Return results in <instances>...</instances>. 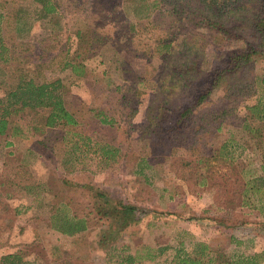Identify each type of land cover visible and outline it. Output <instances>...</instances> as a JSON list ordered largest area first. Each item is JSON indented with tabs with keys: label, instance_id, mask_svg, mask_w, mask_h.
<instances>
[{
	"label": "rangeland",
	"instance_id": "rangeland-1",
	"mask_svg": "<svg viewBox=\"0 0 264 264\" xmlns=\"http://www.w3.org/2000/svg\"><path fill=\"white\" fill-rule=\"evenodd\" d=\"M52 1L55 11L40 17L39 5L33 0H0V37L15 56L9 60L5 51L4 59L0 58V95L4 82H10L11 67L18 64L39 82L60 79L66 107L78 120L72 128L40 131L33 129L39 126L36 116L21 112L15 117L14 133L0 136V255L16 253L27 264H114L108 259L110 247L126 245V252L135 256L134 264H168L173 249L183 246L188 251L201 240L211 246L212 253L247 255L255 251L264 264V217L252 207H240L238 201L241 163L247 176L255 173V155L235 149L232 162L213 160L202 166L203 175H225L230 184L226 190L216 187L212 178L204 186L194 185L190 169L185 180L179 178L181 158L189 150L183 136L178 140L168 137L176 131V124L169 120L199 91V77L188 78L192 81L186 91L155 93L158 100L167 101L153 115L164 127L158 135L152 119L146 117L149 94L158 81L176 78L173 75L183 64L177 56L162 61L151 53L158 35L182 34L173 39V52H177L184 38L197 34L202 38L195 43L204 50L203 68L215 54L234 53L242 43L225 42L216 48L207 43L208 29L194 23L198 18L178 21L155 12L151 18L138 20L126 14L122 0ZM261 76L264 55L247 69L249 81L256 82ZM215 97L193 111L185 131L192 133L199 124L195 116L216 108ZM95 110L115 121L99 123ZM86 135L99 142L96 149L106 144L117 154L106 163L97 161L100 157L82 145ZM228 137L223 130L198 144L194 152L222 154ZM74 144L83 152L81 163ZM232 149L230 145L228 150ZM139 168L149 176L148 181ZM99 189L117 202L135 205L139 219L134 217L121 227L112 216L98 212ZM223 214L233 227L212 220ZM77 217L87 223L84 230L61 231L62 221L73 223Z\"/></svg>",
	"mask_w": 264,
	"mask_h": 264
},
{
	"label": "trees",
	"instance_id": "trees-1",
	"mask_svg": "<svg viewBox=\"0 0 264 264\" xmlns=\"http://www.w3.org/2000/svg\"><path fill=\"white\" fill-rule=\"evenodd\" d=\"M33 1L39 5L36 11L40 17H46L55 11L56 7L52 0ZM122 6L126 14L132 13L138 20L151 18L155 12L163 16L169 15L178 21L190 17L198 18L194 23L208 29L211 34L207 43L216 48L220 43L225 42L238 41L242 43L244 48L241 47L234 53L222 57L215 54L210 65L203 68L204 50L203 48L199 49L195 43L197 39L202 38L197 34L186 35L187 38H184V43L177 52H173V47L175 48L173 39L182 34L176 33L177 35H175L173 32H166L163 36L158 35L151 53H155L162 61L177 56L182 59L183 64L181 69L173 75L177 76L176 78L171 77L170 80L162 78L158 81L154 91L149 94L146 117L152 119L150 122L158 135L159 129L163 130L164 127L163 124L160 125L159 122H156L153 115L155 111L157 112V108L166 107L167 101L163 97L158 100L155 93L162 94L171 90L174 92L186 91L189 86L187 83L192 81L188 78L199 77V91L189 98L184 108L177 109L176 116L169 120L171 124H176V131L170 132L168 137L178 140L183 136L189 150L188 155L181 158L182 170L180 173L182 176L179 178L185 180L184 175L190 169L195 175L192 180L194 185L204 186L205 182L212 178L216 187L226 190L230 185L226 176L221 175L218 178L209 176L210 174L203 175L202 166L213 160L232 162L235 160L233 155L235 149L241 148L248 153H253L254 160L257 162L256 167L253 168L255 173L247 176L244 164L241 163L240 166L243 183L238 201L240 207H252L260 216L264 217V76H261L256 82L249 81L247 77L249 65L257 57L264 55V0H122ZM129 27H132V23L129 24ZM5 51L8 59L13 60L15 56L13 57L12 51L5 48L2 37H0L1 59H4ZM71 67L75 69L73 64ZM29 73L30 70L15 64L11 67L8 76L10 82H4L5 89L0 95V136L9 132L14 133V130L17 129L15 117L19 113L27 111L32 112L37 118L39 126L33 127L35 130L43 131L56 126L71 128L76 126L78 120L74 113L66 107L61 80L56 78L52 81L39 82ZM202 74L204 75L201 76ZM141 81L148 83V80ZM119 88L121 87H116V89ZM215 95L213 101L216 108L205 116H203V112L200 116H195L199 124L192 133L185 131L184 127L193 116V111L195 113L199 107L210 102L212 96ZM135 111L136 109L133 110V113ZM95 115L101 124L111 125L115 121L113 116H109L101 110H95ZM171 124L167 127H171ZM181 130L185 132H181ZM223 130L229 133V137L222 145L224 147L221 151L222 154L212 156L204 151L194 152L198 144L208 142L213 135H219ZM79 135L82 137L84 134L80 133ZM85 137L82 145L92 151L95 156L100 157L97 161L106 163L117 154L115 148H110L106 144L96 149L99 142L91 136L86 135ZM74 145L79 150L80 154L77 157L79 158L78 163H81L80 155L83 152L79 145ZM230 145L233 152L228 150ZM139 169V172L143 173V180L148 181L149 176L144 175L142 168ZM96 197L98 205L95 208L98 212H102L105 216H112L118 220L121 227L136 217L135 213L138 208L135 205L125 204L122 201L117 202L103 189H99ZM227 218L229 216L223 214L219 218L213 217L212 220H216L218 225L233 227L235 224ZM136 219L139 218L136 217ZM86 224L84 218L77 217L73 223L62 221L60 229L64 233L72 234L84 230ZM183 248L182 246L173 249L174 252L170 256L168 264L259 263L257 261L259 254L247 256L236 251L232 254L212 253L211 246L201 240H196L188 251ZM127 249L126 245H122L120 248L111 246L108 259L114 264H134L135 256L126 252ZM0 264H27V262L16 253H9L0 255Z\"/></svg>",
	"mask_w": 264,
	"mask_h": 264
},
{
	"label": "crops",
	"instance_id": "crops-1",
	"mask_svg": "<svg viewBox=\"0 0 264 264\" xmlns=\"http://www.w3.org/2000/svg\"><path fill=\"white\" fill-rule=\"evenodd\" d=\"M255 249V248H254ZM257 250V249H256ZM257 252V251H256ZM253 254H255V251L253 252V253H250V254H247V256H252ZM260 256V255H259ZM257 261H259V263L258 264H260V257L259 258H257Z\"/></svg>",
	"mask_w": 264,
	"mask_h": 264
}]
</instances>
